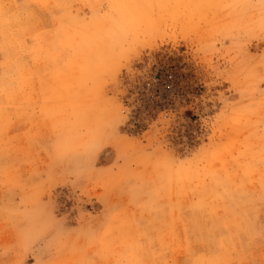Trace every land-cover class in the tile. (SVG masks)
Wrapping results in <instances>:
<instances>
[{
  "label": "rangeland",
  "instance_id": "1",
  "mask_svg": "<svg viewBox=\"0 0 264 264\" xmlns=\"http://www.w3.org/2000/svg\"><path fill=\"white\" fill-rule=\"evenodd\" d=\"M0 264H264V0H0Z\"/></svg>",
  "mask_w": 264,
  "mask_h": 264
}]
</instances>
